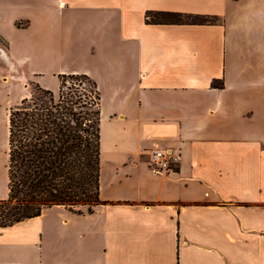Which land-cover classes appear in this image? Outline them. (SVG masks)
I'll return each mask as SVG.
<instances>
[{
  "label": "crops",
  "instance_id": "1",
  "mask_svg": "<svg viewBox=\"0 0 264 264\" xmlns=\"http://www.w3.org/2000/svg\"><path fill=\"white\" fill-rule=\"evenodd\" d=\"M0 40L12 77L54 97L62 74L94 83L103 201L0 226V264H264V0H0ZM168 146L178 165L153 171L147 150Z\"/></svg>",
  "mask_w": 264,
  "mask_h": 264
},
{
  "label": "trees",
  "instance_id": "2",
  "mask_svg": "<svg viewBox=\"0 0 264 264\" xmlns=\"http://www.w3.org/2000/svg\"><path fill=\"white\" fill-rule=\"evenodd\" d=\"M145 18L153 23L217 20L200 14L151 10L146 11ZM64 76H59L60 81ZM37 86L43 96L32 101L24 98L9 108L8 195L0 199V226L39 215L52 205L80 214L103 203L99 198L98 108H80L76 93L67 98L59 88L54 97L52 91Z\"/></svg>",
  "mask_w": 264,
  "mask_h": 264
},
{
  "label": "rangeland",
  "instance_id": "3",
  "mask_svg": "<svg viewBox=\"0 0 264 264\" xmlns=\"http://www.w3.org/2000/svg\"><path fill=\"white\" fill-rule=\"evenodd\" d=\"M0 43H2L1 40ZM1 51L0 49V53ZM15 74V68H11L9 64H6L0 55V108H10L17 104L19 102L17 96L25 90H27V96L25 97L29 101H32L36 96H43V93L37 86L38 84L33 81L32 77L29 76L26 79L12 77ZM60 90L61 94L67 98H71L73 93L79 95L78 102L81 105L80 108H90L88 110L92 111H95L94 109L97 108V92L95 86L90 79L85 78L83 75H65L61 80Z\"/></svg>",
  "mask_w": 264,
  "mask_h": 264
},
{
  "label": "built area",
  "instance_id": "4",
  "mask_svg": "<svg viewBox=\"0 0 264 264\" xmlns=\"http://www.w3.org/2000/svg\"><path fill=\"white\" fill-rule=\"evenodd\" d=\"M147 161L153 171L168 170L178 165L181 154L172 147H151L147 150Z\"/></svg>",
  "mask_w": 264,
  "mask_h": 264
}]
</instances>
